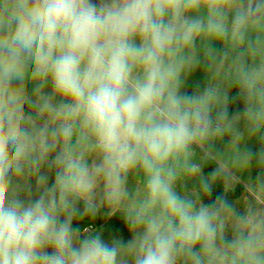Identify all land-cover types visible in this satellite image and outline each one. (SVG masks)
<instances>
[{
	"label": "clouds",
	"instance_id": "obj_1",
	"mask_svg": "<svg viewBox=\"0 0 264 264\" xmlns=\"http://www.w3.org/2000/svg\"><path fill=\"white\" fill-rule=\"evenodd\" d=\"M254 140L264 0H0V264H264Z\"/></svg>",
	"mask_w": 264,
	"mask_h": 264
},
{
	"label": "rangeland",
	"instance_id": "obj_2",
	"mask_svg": "<svg viewBox=\"0 0 264 264\" xmlns=\"http://www.w3.org/2000/svg\"><path fill=\"white\" fill-rule=\"evenodd\" d=\"M203 73L202 70H197L193 76L191 77L188 85L186 86V91L191 94L198 86L202 89L203 87ZM237 95L236 91L233 90L231 93L232 97H235ZM243 104L242 101L238 100H230L229 104V113L230 115L233 114L237 110H242ZM264 146V143H262L259 140H254L250 143L249 147L253 152H256L260 150V148ZM224 144H220L219 148H223ZM214 169V165L209 163L207 166H205L204 169V174L208 175L210 172ZM217 191H222L220 184L218 183L217 185L214 186ZM243 192V187L238 186L235 191L228 193V198L230 200L238 199ZM206 202H208L206 198ZM103 211L101 210V214L96 218L94 222L85 220L82 224L81 227H85L88 225H92L93 228H96L97 230L101 231L106 238H111L112 236L115 235H120L122 236L125 240L129 239L130 236L124 231V224L122 222V219L117 217L114 218H106L103 216Z\"/></svg>",
	"mask_w": 264,
	"mask_h": 264
},
{
	"label": "built area",
	"instance_id": "obj_3",
	"mask_svg": "<svg viewBox=\"0 0 264 264\" xmlns=\"http://www.w3.org/2000/svg\"><path fill=\"white\" fill-rule=\"evenodd\" d=\"M88 226L92 227V225H88Z\"/></svg>",
	"mask_w": 264,
	"mask_h": 264
},
{
	"label": "trees",
	"instance_id": "obj_4",
	"mask_svg": "<svg viewBox=\"0 0 264 264\" xmlns=\"http://www.w3.org/2000/svg\"><path fill=\"white\" fill-rule=\"evenodd\" d=\"M207 166V165H206Z\"/></svg>",
	"mask_w": 264,
	"mask_h": 264
}]
</instances>
